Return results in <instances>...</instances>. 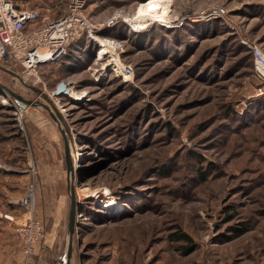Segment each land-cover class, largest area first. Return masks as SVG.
I'll list each match as a JSON object with an SVG mask.
<instances>
[{
  "label": "rangeland",
  "instance_id": "rangeland-1",
  "mask_svg": "<svg viewBox=\"0 0 264 264\" xmlns=\"http://www.w3.org/2000/svg\"><path fill=\"white\" fill-rule=\"evenodd\" d=\"M148 1L89 0L93 25H115L40 66L38 87L67 85L53 98L71 129V169L50 111L0 86V169L16 173L19 196L35 173L45 225L37 254L47 245L66 262L74 187L72 264H264V92L243 42L264 48V0H161L164 16L139 24ZM68 2L47 4L57 16ZM212 3L229 9L235 28L195 19ZM3 67L1 83L50 106ZM17 197L15 216L25 212Z\"/></svg>",
  "mask_w": 264,
  "mask_h": 264
},
{
  "label": "built area",
  "instance_id": "built-area-1",
  "mask_svg": "<svg viewBox=\"0 0 264 264\" xmlns=\"http://www.w3.org/2000/svg\"><path fill=\"white\" fill-rule=\"evenodd\" d=\"M88 1L69 0L64 12L59 16H53L54 7L51 5L37 8L20 6L17 0H0V63L10 64L16 68L18 78L26 85L42 83L43 78L40 70L42 64H53L61 60L68 53L70 44L84 33L95 38L98 29H106L115 25V19L100 26L93 25L87 12ZM194 15L197 20L224 19L232 28H235L230 21L229 9L218 3H212ZM134 17H132L133 19L131 17L123 18V20L136 21ZM184 19L185 17H182L171 21V25L180 26ZM136 22H134L135 26ZM160 22L164 21L160 20ZM243 42L252 53L254 73L261 83L259 92L263 93L264 48L260 43L247 39ZM115 64L114 71H125L127 74L132 72L129 66L121 67L117 63ZM62 84L63 81L56 89L59 90V93L68 90L67 85L63 86ZM55 92L50 95L54 96ZM21 116L22 111L19 109V119ZM36 198L34 173L24 193L14 200L15 203L25 208V212L12 218L16 219L15 227L21 249L27 258L25 264H32V256L37 254L39 243L45 235L44 222L35 215Z\"/></svg>",
  "mask_w": 264,
  "mask_h": 264
},
{
  "label": "crops",
  "instance_id": "crops-1",
  "mask_svg": "<svg viewBox=\"0 0 264 264\" xmlns=\"http://www.w3.org/2000/svg\"><path fill=\"white\" fill-rule=\"evenodd\" d=\"M47 1L50 0H17V3L20 6L40 8L44 5H48ZM33 114L38 115L39 120L45 119L44 114L40 113L38 110L33 111ZM54 124L57 129H59V125L56 123ZM48 128L52 130V135L50 136L48 134L49 138H55L54 136L56 135L55 132H53V128L49 126ZM61 135L63 136V133H61ZM16 180L17 176L13 170L8 168L3 170L0 169V264H25L27 260L19 244L20 241L16 231L15 221H7L5 219V216L8 215L12 220L13 217H16L14 212L19 210L17 207L13 208V210L11 209V206H13V198L21 194L20 188L16 187ZM44 253L46 255L45 251H40V253L35 254V256L33 255L32 264H50L47 255L46 259H44Z\"/></svg>",
  "mask_w": 264,
  "mask_h": 264
},
{
  "label": "water",
  "instance_id": "water-1",
  "mask_svg": "<svg viewBox=\"0 0 264 264\" xmlns=\"http://www.w3.org/2000/svg\"><path fill=\"white\" fill-rule=\"evenodd\" d=\"M2 67V66H1ZM3 69L7 70L8 72L14 74L15 76H18V74L10 69H6L3 67ZM31 89H33L39 96H42L44 99L47 100V102L50 104V106L46 105L45 103H42L41 101L37 99H28L25 98L24 96L15 93L13 90H11L9 87H7L5 84L0 82V86L2 88H5L9 90L16 98L21 100L22 102H25L27 104H32V105H41L45 108H47L50 111V115L52 118L58 123L63 136L65 140V145H66V154H67V159L69 163V169L72 167V161L69 156V138H72L71 136V129L67 123L66 117L62 113V110L58 107L56 104L53 96H51L48 92H46L42 87H38L37 85H32V84H27ZM59 93V90H56L55 95ZM70 198H71V205H70V213H69V221H68V232H69V241H68V248H67V253H66V262L62 264H72V254H73V244H74V234H75V228H76V212L78 208L77 204V197H76V192L74 190V187L71 189L70 193Z\"/></svg>",
  "mask_w": 264,
  "mask_h": 264
},
{
  "label": "bare ground",
  "instance_id": "bare-ground-1",
  "mask_svg": "<svg viewBox=\"0 0 264 264\" xmlns=\"http://www.w3.org/2000/svg\"><path fill=\"white\" fill-rule=\"evenodd\" d=\"M161 5H162L161 0H149L148 2L141 4L138 8L137 13H136V19H138L139 24L141 23V21L144 18H150V17L156 16V15L164 16V14L162 12L160 13V9L162 8ZM62 85L63 86L66 85L64 81H63ZM71 96L77 100L80 99V97H81V96H78L76 94H72ZM108 205H111V203H109Z\"/></svg>",
  "mask_w": 264,
  "mask_h": 264
},
{
  "label": "trees",
  "instance_id": "trees-1",
  "mask_svg": "<svg viewBox=\"0 0 264 264\" xmlns=\"http://www.w3.org/2000/svg\"><path fill=\"white\" fill-rule=\"evenodd\" d=\"M86 34V33H85ZM250 51V50H249ZM251 53V52H250ZM251 56H252V53H251ZM252 59H253V56H252ZM253 65H254V63H253ZM4 66H6L8 69L10 68V70H12V71H14V72H16L17 73V70H16V68H14V67H12L10 64H4ZM9 66H11V67H9ZM7 90V89H6ZM9 91V90H8ZM10 92V91H9ZM11 93V92H10ZM12 94V93H11ZM18 94V93H17ZM13 95V94H12ZM14 96V95H13ZM77 204H78V206H79V202L77 201ZM44 228H45V225H44ZM75 235V234H74ZM175 236H176V238H177V240H188V241H191V237L188 235V234H186V233H181V232H177L176 234H175ZM50 247L49 246H45V249H44V251L46 252V254L49 256V259H48V261L50 262V264H60L61 263V261H62V259L60 258L59 259V257H56V256H52V251L49 249Z\"/></svg>",
  "mask_w": 264,
  "mask_h": 264
},
{
  "label": "flooded vegetation",
  "instance_id": "flooded-vegetation-1",
  "mask_svg": "<svg viewBox=\"0 0 264 264\" xmlns=\"http://www.w3.org/2000/svg\"><path fill=\"white\" fill-rule=\"evenodd\" d=\"M18 77V76H17Z\"/></svg>",
  "mask_w": 264,
  "mask_h": 264
}]
</instances>
